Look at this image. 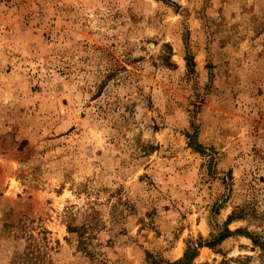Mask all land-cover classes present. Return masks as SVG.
<instances>
[{"label":"rangeland","instance_id":"374dc122","mask_svg":"<svg viewBox=\"0 0 264 264\" xmlns=\"http://www.w3.org/2000/svg\"><path fill=\"white\" fill-rule=\"evenodd\" d=\"M240 209L193 264H264V0H0V264L177 260Z\"/></svg>","mask_w":264,"mask_h":264},{"label":"trees","instance_id":"16d2710c","mask_svg":"<svg viewBox=\"0 0 264 264\" xmlns=\"http://www.w3.org/2000/svg\"><path fill=\"white\" fill-rule=\"evenodd\" d=\"M189 136L191 137V144L195 143L194 146L197 150L203 151L200 149V143L198 140H196L195 135H192L189 133ZM245 210L240 209L234 214L230 215L228 220L224 222L222 226L219 227V229L216 232H213V234L205 241V240H195L194 242H190L184 255L177 259V260H170L166 259L163 256L154 254L150 252L148 254V259L146 264H193L194 259L199 254V248L204 245L209 246H215L218 243L222 242L229 236L233 235L236 232H240V229L232 230L230 228L231 222L236 218H242L244 215ZM250 237L253 239L254 243L258 246H260L264 250V235L262 234H250Z\"/></svg>","mask_w":264,"mask_h":264}]
</instances>
